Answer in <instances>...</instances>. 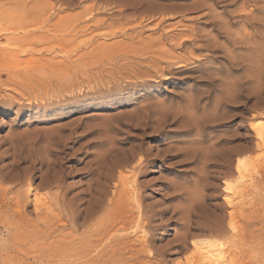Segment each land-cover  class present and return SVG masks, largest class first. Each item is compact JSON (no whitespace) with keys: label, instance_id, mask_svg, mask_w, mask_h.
<instances>
[{"label":"rangeland","instance_id":"374dc122","mask_svg":"<svg viewBox=\"0 0 264 264\" xmlns=\"http://www.w3.org/2000/svg\"><path fill=\"white\" fill-rule=\"evenodd\" d=\"M7 20L32 33L0 34V264H198L210 247L219 264H264V148L240 153L255 145L240 136L264 126V0H0ZM231 152L256 159L245 251L223 199L235 164L216 162ZM34 192L52 205L49 227ZM104 192L115 213L134 202L141 225L113 229L106 262L64 254ZM209 219L222 233L204 229Z\"/></svg>","mask_w":264,"mask_h":264},{"label":"bare ground","instance_id":"6f19581e","mask_svg":"<svg viewBox=\"0 0 264 264\" xmlns=\"http://www.w3.org/2000/svg\"><path fill=\"white\" fill-rule=\"evenodd\" d=\"M86 20V19H85ZM27 22V21H26ZM25 22V20L20 21H4V22H0V34L5 33L7 31H11L13 33H16V31L21 30L24 34L22 35V37H26L27 35H29L30 33H32V31H29V25H27V23ZM29 24V23H28ZM75 24V23H73ZM77 26V25H76ZM75 26V27H76ZM80 26V25H79ZM28 27V28H27ZM78 27V26H77ZM14 28V29H12ZM72 28V27H71ZM75 29V28H73ZM79 29V28H77ZM33 30V29H31ZM76 31V30H75ZM74 31V32H75ZM35 30L33 31L34 34ZM19 33V32H17ZM71 33V31H70ZM8 34V33H7ZM20 34V33H19ZM18 34V35H19ZM16 35V34H15ZM74 35V34H72ZM49 37V36H48ZM73 39V38H72ZM164 39V38H163ZM158 40V39H157ZM72 41V40H71ZM155 41V40H154ZM153 43V42H152ZM144 44V42H143ZM181 44V43H180ZM150 45L153 47V45L150 43ZM149 45V46H150ZM152 47H149L152 48ZM163 51V50H162ZM2 52V49L0 48V54ZM165 53V50L163 51ZM169 52V51H168ZM130 53V52H129ZM159 53V52H158ZM164 55V54H163ZM162 56V55H160ZM168 57V54H167ZM170 57V56H169ZM19 58V57H18ZM7 59V58H6ZM153 60V59H152ZM165 60V59H164ZM175 60V59H174ZM6 61V60H5ZM15 61V59H14ZM30 61V60H29ZM154 61V60H153ZM156 61V60H155ZM158 62V61H157ZM157 62L155 64H157ZM154 63V62H153ZM15 64V63H14ZM172 64V63H171ZM152 65V64H151ZM1 66V65H0ZM159 66V65H158ZM2 67V66H1ZM0 67V68H1ZM155 67V66H154ZM5 68V67H4ZM3 67L1 69L6 70V68L4 69ZM9 68V67H8ZM17 68V67H16ZM19 70V69H18ZM154 70V69H153ZM158 70V69H157ZM14 72V69H13ZM22 73V72H21ZM5 74V73H4ZM32 74V73H31ZM14 75V74H13ZM24 75V74H23ZM18 76V75H17ZM26 76V74H25ZM24 76V77H25ZM8 77V76H7ZM15 77V76H14ZM0 78H1V74H0ZM9 79V78H8ZM7 79V80H8ZM11 79V78H10ZM30 80V79H29ZM31 81V80H30ZM16 82V80H15ZM31 87V86H30ZM36 87V86H35ZM24 88V87H23ZM33 88V87H32ZM26 91V88H25ZM15 97V96H14ZM16 98V97H15ZM172 108V107H171ZM163 109V108H162ZM175 111V110H174ZM177 112V111H176ZM169 113V112H168ZM164 116V115H163ZM182 116V115H181ZM204 117V116H203ZM215 117V116H214ZM199 118V117H198ZM195 120V119H194ZM219 120V119H218ZM197 121V120H196ZM186 122V121H185ZM208 122V121H207ZM259 122V121H258ZM257 121L251 124V129L254 131L253 134H249L248 135H241L240 138L244 139L245 141H247L249 144L251 143H255L254 146L252 145H248L245 149L241 150L240 153H247L248 152H253L254 149L257 148H264V126H261ZM189 123V122H188ZM199 125V124H198ZM260 125V126H259ZM196 129V128H195ZM189 132V131H188ZM182 134V133H181ZM257 147V148H256ZM211 149V148H210ZM220 151L217 150H213V151H209L208 152V157L210 156H220ZM226 151V150H225ZM235 152V151H234ZM223 153V152H222ZM239 153V154H240ZM225 154V153H224ZM228 154V153H227ZM242 154V155H243ZM243 155L241 157H238L236 160V163H234V153L231 152L228 155H226L224 158H221L220 161H216L218 165L220 166H224L226 167L229 171V173H232V166L233 163L235 164V170L236 173L238 175V179L236 182L234 183H226L225 180V185L223 187V191H224V196L223 199L225 201V204L231 208V210L229 211V226L231 231H232V242L233 245L237 244L236 246L239 244L238 241L240 242L241 248L242 250L245 251V248L249 246V249L251 248L252 244L255 242H253L255 231L254 230H250V228L253 226V224L255 223V199H256V194L259 191L258 189V185L255 181V176H254V167L256 165V159L248 156V155ZM223 156V155H222ZM240 156V155H239ZM142 157V156H141ZM203 157V156H202ZM206 158V157H205ZM217 158V157H216ZM209 161V160H208ZM264 161V160H263ZM142 159H140L139 165L141 164ZM138 163V162H137ZM128 164V163H127ZM143 165V164H142ZM258 165V164H257ZM141 167V166H140ZM142 168V167H141ZM122 173V172H121ZM114 173L111 172L108 176L107 179H113L114 178ZM124 175V174H122ZM261 175L262 178L264 179V164L262 165L261 168ZM121 176V175H120ZM206 178V177H205ZM257 178V177H256ZM52 179V178H51ZM126 180L123 176H121L120 182H122L124 184V187L126 185ZM248 180L250 181L248 183ZM257 180V179H256ZM57 182L56 179L53 180L52 184ZM136 182V181H135ZM260 183V182H259ZM262 183V182H261ZM31 187V186H29ZM128 188V187H127ZM226 189H230V191H226ZM122 190V189H121ZM116 191V190H115ZM128 191V189H127ZM126 191V193H127ZM21 192V191H20ZM18 192L17 193V200L18 202L20 201V197H21V193ZM31 189L28 190V193L26 195V199H29L28 194H30ZM32 194V192H31ZM124 194V193H123ZM102 195V196H101ZM108 193L104 192L103 194H100V198H97V195L95 197V195L91 196V204H90V208H88L86 210V215L85 217L79 220H82V222H79L78 225V229L82 228V227H86L88 225H90L89 229H85L84 232H82L80 237H77L78 235L75 234L74 237L70 238V239H65L66 243L64 246V254L66 255H72V256H79V258L84 261V262H92L94 263L97 260H109L111 258L112 253L110 254L109 250L106 248L107 243H104V241H107L110 237H108L110 235V233L113 231V229L118 225V224H122V227H125L126 224L128 226H130V224H132L133 222H136L137 225H141L139 222L142 220V214L139 213V216H136L135 213V208L137 207H133V205L135 206L134 202L132 204V201L128 200V202L130 201V204H128L125 202V208H122L123 210H117V212H119L117 214V212L115 213L116 210V204L114 202V200L111 198L110 201H106L107 199L105 197L108 198ZM129 195V194H128ZM125 198H127V196ZM258 195V194H257ZM25 196V195H23ZM22 196V197H23ZM30 196V195H29ZM56 197H60V196H56ZM118 197V196H117ZM116 197V201H121V197L117 198ZM110 198V197H109ZM130 198V197H129ZM1 199V198H0ZM22 199V198H21ZM56 199V198H55ZM60 199V198H58ZM63 199V198H62ZM115 199V198H114ZM30 200V199H29ZM34 206H35V210L36 212L39 214L38 216L46 222V224L49 221V215L48 213L50 211L53 210L52 205H49L48 202L44 203L42 202L41 198L38 196V193L34 192ZM24 201V200H22ZM61 201V199H60ZM64 201V200H63ZM122 201V202H123ZM2 202V201H1ZM28 202V201H27ZM65 202V201H64ZM187 202V201H186ZM29 203V202H28ZM62 203V202H61ZM117 203V202H116ZM121 203V202H119ZM139 203V202H138ZM19 204V203H18ZM17 204V205H18ZM52 204V202H51ZM65 204V203H64ZM63 204V205H64ZM122 204V203H121ZM140 204V203H139ZM179 204V203H178ZM193 204V203H192ZM24 205V204H23ZM124 205V204H122ZM119 206V205H118ZM193 206V205H192ZM189 207L190 209H193L194 207ZM20 207V204H19ZM18 207V208H19ZM54 207V205H53ZM61 207H63L61 205ZM217 207V206H216ZM76 208V207H75ZM105 208H107V213L104 215V211ZM141 208V207H140ZM104 209V211H102ZM121 209V208H120ZM216 209V208H215ZM76 210V209H75ZM69 211V210H68ZM84 210H82L81 212H73L71 214V218L72 221H76V219H78V217H81V214L83 213ZM103 212V215H101L98 219V214L99 212ZM70 212V211H69ZM72 212V211H71ZM101 212V213H102ZM106 212V211H105ZM144 212V211H143ZM258 212V211H257ZM68 215V214H67ZM224 215V214H223ZM84 216V214L82 215ZM69 217V215H68ZM212 219V218H211ZM144 220V219H143ZM68 221V220H67ZM51 222V221H49ZM65 222V221H64ZM78 222V221H77ZM75 223V222H74ZM49 224V223H48ZM47 224V225H48ZM73 224V223H72ZM204 229L208 230V231H219L221 232L223 230L224 227V220L221 219H215V220H206L204 223ZM53 225V224H52ZM51 225V226H52ZM138 225V226H139ZM190 226V224H189ZM49 227V225L47 226ZM137 227V226H136ZM118 227H116L117 229ZM125 230V228H123ZM121 229V230H123ZM118 230V229H117ZM254 231V233H253ZM118 232V231H117ZM128 232V231H127ZM222 233V232H221ZM116 234V233H113ZM125 234V233H124ZM77 235V236H76ZM112 235V234H111ZM118 235V234H116ZM115 236V235H114ZM113 236V237H114ZM68 237V234L67 236ZM116 237V236H115ZM122 237V236H121ZM119 238V236H118ZM106 239V240H105ZM113 239V238H112ZM63 240V239H62ZM110 240V239H109ZM113 240H116L115 238ZM128 240V238L126 239ZM126 240H123L122 238L118 239L117 241H114L116 245H124L126 244ZM135 241V240H134ZM130 242V241H129ZM231 242V241H230ZM109 243V242H108ZM112 242H110L111 244ZM133 243V242H132ZM211 243V242H210ZM109 244V245H110ZM129 244V243H128ZM230 244V243H229ZM59 246V244H57ZM113 245V244H112ZM130 245V244H129ZM135 245V244H134ZM188 245V244H187ZM133 246V245H131ZM211 246V245H209ZM229 246V245H228ZM52 247V246H51ZM130 247V246H129ZM231 248V246H229ZM253 247V246H252ZM53 248V247H52ZM237 248V247H236ZM234 248V250L236 249ZM113 249V247H112ZM121 249V248H120ZM238 249V248H237ZM236 249V250H237ZM240 249V248H239ZM115 250V249H114ZM113 250V251H114ZM112 251V252H113ZM241 251V250H240ZM233 252V251H232ZM237 252V251H236ZM255 252V251H254ZM245 254V253H244ZM243 254V255H244ZM216 250L215 248L213 249V247H210L207 251V258L209 261H211L210 264H219L220 260L222 261V259H218L217 261L219 262H214L215 258H216ZM120 256V255H119ZM222 256V255H221ZM199 258V257H198ZM196 258V259H198ZM205 258V259H207ZM250 258V257H249ZM194 259V257H193ZM202 260V259H201ZM207 260V261H208ZM253 260V259H252ZM192 261V260H190ZM204 261V259H203ZM207 261L205 260L203 263H198V264H208ZM196 262V261H195ZM235 262V261H234ZM194 263V262H193ZM187 264V263H186ZM191 264V263H190ZM196 264V263H195Z\"/></svg>","mask_w":264,"mask_h":264},{"label":"snow or ice","instance_id":"6c2138e0","mask_svg":"<svg viewBox=\"0 0 264 264\" xmlns=\"http://www.w3.org/2000/svg\"><path fill=\"white\" fill-rule=\"evenodd\" d=\"M226 191H230V189H226Z\"/></svg>","mask_w":264,"mask_h":264}]
</instances>
